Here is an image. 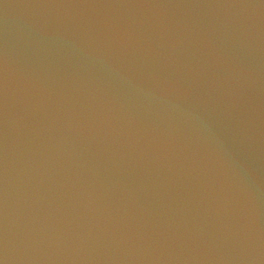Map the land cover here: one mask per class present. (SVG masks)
Returning a JSON list of instances; mask_svg holds the SVG:
<instances>
[{"label":"water","instance_id":"1","mask_svg":"<svg viewBox=\"0 0 264 264\" xmlns=\"http://www.w3.org/2000/svg\"><path fill=\"white\" fill-rule=\"evenodd\" d=\"M0 264H264V0H0Z\"/></svg>","mask_w":264,"mask_h":264}]
</instances>
